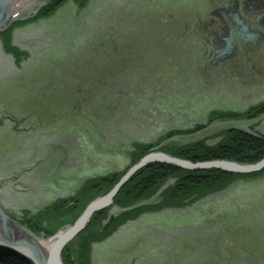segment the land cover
Instances as JSON below:
<instances>
[{"label": "rangeland", "instance_id": "374dc122", "mask_svg": "<svg viewBox=\"0 0 264 264\" xmlns=\"http://www.w3.org/2000/svg\"><path fill=\"white\" fill-rule=\"evenodd\" d=\"M42 1L16 0L20 9L0 28V112L4 109L9 115L23 117L27 114L24 106L29 99H37L36 93L54 92L52 87H41L43 78L50 81L53 76L50 67L60 74L67 69L72 72L76 63L78 69L97 75L98 69L105 67L100 61L112 56L110 60L119 64V58L127 54L130 58L114 67L115 74L102 73L98 86L93 87L96 92L87 95L94 102H104L100 105L111 117L98 119L96 108L80 106L73 109L72 117L63 115L61 122L49 127L14 130L13 123L3 120L0 177L19 172L22 176L15 187L9 180L0 184V204L15 220L24 211L36 214L55 199L70 196L87 178L123 171L132 163L134 142H154L168 130L205 125L211 110L243 112L249 105L264 100V68L260 74L253 70L247 74L248 65H244L246 73L239 77L226 69L219 70L222 65H203L199 30L186 27L190 14L208 10L210 0H86L82 6L67 0L51 15L10 27L11 22L28 16ZM8 40L24 51L17 64L4 46ZM174 41L183 46L187 42L195 48L175 59ZM38 64L44 66L42 77H23L21 81L12 77L35 72ZM164 80L166 84L158 82ZM81 96L84 104L89 101ZM107 99L113 102L106 103ZM28 104L33 106L34 102ZM22 123L20 127L30 125L27 118ZM61 125L65 135L70 132L68 137L73 136L74 156L68 152L64 161L72 164L58 172L50 169L45 179L33 180L35 186L33 182L27 184L31 176L22 170L37 157L46 161L52 155L56 159L61 157L58 151L40 155L35 148L47 134L57 135ZM207 125L199 132L178 136L174 142L200 135L211 137L231 126L264 134V114L254 119L214 117ZM24 144L31 146L29 151L22 149ZM81 197L83 203L91 196L83 193ZM253 208L259 210L252 214ZM263 209L264 170L237 177L223 190L205 195L192 205L163 208L127 220L105 239L94 242L90 255L75 264H264V214L254 215ZM76 212L54 217L51 214L47 222L61 229L72 222ZM224 223L235 230L247 226V237L239 239L224 231L214 235L215 230L223 229ZM194 248L198 250L193 253Z\"/></svg>", "mask_w": 264, "mask_h": 264}, {"label": "trees", "instance_id": "16d2710c", "mask_svg": "<svg viewBox=\"0 0 264 264\" xmlns=\"http://www.w3.org/2000/svg\"><path fill=\"white\" fill-rule=\"evenodd\" d=\"M65 1L67 0H44L35 10L29 13L28 16L20 17L11 22L10 27L19 26V24H27L41 17L51 15V13ZM75 1H77L80 6L84 5L86 2V0ZM8 43L9 40L4 46L8 51L12 52L13 57L16 59L15 63L17 64L20 62V58L23 57L24 51ZM90 101L92 100L88 102ZM88 106H90V104H88L87 107ZM90 108L92 109L93 107ZM262 114H264V101L248 106L243 112H236L234 110H211L207 124H209L214 117H219L220 119L224 117L228 119H232L233 117L254 119V117ZM207 124L204 125L199 123L186 130H168L159 135L154 142H134L133 149L131 150L133 158L130 165L135 163V160L145 155L147 152L153 151L156 146L166 153L184 159H191L192 161L225 158L242 163H253L263 157L264 134H253L245 128L235 126L222 128V130L215 132L211 137L200 135L189 137L188 140L178 143L174 142L178 136L199 132L201 129L208 127L209 125ZM129 166L124 168L123 171L113 170V172H106L102 173V175L87 178L81 184V187L75 193L70 194V196L55 199L53 202L49 203V205L41 208V211L36 214H30L29 211H24L20 217L16 218L26 230L32 232L36 237L48 236L59 228L55 227V224L49 225L47 222V218H49L51 214L53 215L51 217H54L55 215L70 214L73 210H78L73 217V222L82 212L83 207L94 197L102 195L114 186V183L124 174V171ZM260 171L256 170L254 172L240 173L218 169L216 167L186 169L161 161L148 163L135 170L134 174H132L115 193L112 204L104 207V209L93 212V215L89 218L90 220L82 231L64 246L61 252L63 264H75L78 263L79 259L89 256V249L94 242L102 241L105 237L112 234L118 226L126 223L127 220L136 219L140 214L159 211V209L163 208H181L183 206L192 205V202L199 200L205 195L223 190L226 186L231 184L235 178L250 176ZM83 193H90L91 197L81 203L83 198L81 196ZM112 209H115V211L111 212ZM258 210L253 208L250 212L253 214V212H257ZM262 211V213H255L254 215L264 214V209ZM6 212L15 219L12 214L8 211ZM43 222H46V224ZM72 222L70 224H72ZM230 227L231 225L228 226L225 224L223 229L219 231L215 230L214 235L223 233L224 231L225 234L228 232L233 234L236 238L239 237V239H244V236L247 237L248 234L244 235L247 226H240L236 230L230 229ZM201 232L200 235L203 234ZM74 243H76V247H72ZM203 243L201 242L202 246H204ZM197 250V248H194L192 251L194 253V251ZM0 264L32 263L26 257L16 253L8 247L5 248L0 246Z\"/></svg>", "mask_w": 264, "mask_h": 264}, {"label": "flooded vegetation", "instance_id": "af4514ba", "mask_svg": "<svg viewBox=\"0 0 264 264\" xmlns=\"http://www.w3.org/2000/svg\"><path fill=\"white\" fill-rule=\"evenodd\" d=\"M233 13L237 14L238 19H241V21L237 22L234 16H232ZM190 15L192 16V19L189 18L190 21L188 22V27H185L189 28V30H199L201 38L199 45L201 49H203L202 52L205 57L203 65L206 68L208 66L218 67L219 65H222L223 68L219 66V70L226 69L227 71H231L233 74L241 77L246 73L247 66L244 65H248L247 74H252L253 71L255 74H260L264 68V0H210V6L208 10L204 11L201 9L199 13L195 12L194 14L191 13ZM175 28L178 29V27ZM176 34L177 32L173 33L172 37ZM186 34H188L187 31L185 32L184 36ZM192 47L195 48V45ZM192 47H189L187 42L183 46L177 41H174L172 49L174 52L173 58L178 59L179 57L184 56L185 52L188 53V50H193ZM111 58L112 56L99 62V64H102L105 67L98 69L97 75L94 72L89 73L78 69V65L76 63H73V68H76L74 70L72 69V72L67 69V72H62L60 74L55 68L50 67L53 72V76H50V81L43 78L44 82L42 83L41 87H52L54 92H48L44 90V93H36V101L34 99H29L27 104L24 106L23 109L27 111V114H24L23 117L9 115L8 112H5L3 109L0 112V115L1 113H4L6 117L1 120L0 126L3 124L2 122L4 120L13 123L12 128L14 130H30L31 128L41 126L49 127L52 123L61 122L60 120L63 115L65 117H67V115L72 117L73 109H78L80 106H83L81 108H86L88 104H90V107L97 109L96 114L98 119L104 120L105 116L111 117L112 114H108L107 110H104L103 106L100 105H105L104 102H94L95 99L90 97V94L96 92L93 87L98 86V79L101 74H115L116 69H114V67L128 62L127 58H130V54L119 58L118 62L121 61L119 64L113 63L110 60ZM83 60L86 61L87 59L85 60V58H83ZM108 64L109 66H106ZM172 65H175V63ZM35 67L36 68L33 69L35 72H31L29 74H26L25 72L22 73L21 76L12 75V77L20 81L23 79V77H28L29 80L37 76L42 77L41 73L43 72L41 71L44 69V66L38 64V66ZM208 71L209 70H207V72ZM160 74L162 75V73ZM76 77L78 80L73 82L71 78ZM36 81L37 80L34 81L32 87L35 85ZM158 82H163L161 84H166L165 80ZM37 94L40 95L37 96ZM80 94H82L81 97H84V99L92 101L86 102L84 104L85 101L82 102L80 100ZM87 95L90 96L87 98ZM33 102V106H29L28 103ZM110 102H113V99H107L106 103ZM18 109L21 111L19 106ZM19 111L18 113H20ZM24 118H27L28 122H30L28 128L25 127V125L20 127V124L23 122ZM59 129L56 128V130L60 132H57V135L53 133L51 135L47 134L46 137L44 136V138L38 140L40 146H36L35 148L39 149L38 153L40 155L44 154L45 152L52 153L54 151H58L61 154V157L56 159V155H52V158H47V161L37 157L35 162L31 163L28 167H25L23 169L24 171L22 170L23 173L26 171L31 176V178H28L27 184L33 182L35 186L36 182L33 180L37 179V177L45 179L47 177V172L50 171V169L53 168L57 170L55 172H58L59 168H67L69 164H72L71 161H69V164L64 163V161L67 158L66 154H69L68 152L72 153V155L74 154L73 136L68 137L70 132L66 133L65 135L64 132H62V125L59 127ZM28 134H30L29 131L27 132V135ZM18 140L20 141V139ZM30 147V145L24 144L22 149L29 151L28 148ZM45 167L46 169H44ZM37 168L44 170L40 171L37 170ZM5 176H12V179L7 180H9L12 186L15 187L16 184L19 183L20 176H22V174L19 172L14 175Z\"/></svg>", "mask_w": 264, "mask_h": 264}, {"label": "water", "instance_id": "95a60500", "mask_svg": "<svg viewBox=\"0 0 264 264\" xmlns=\"http://www.w3.org/2000/svg\"><path fill=\"white\" fill-rule=\"evenodd\" d=\"M16 0H0V28L8 21V19L14 17L20 9V4L16 5ZM237 22L238 15H233ZM6 115L1 113L0 122ZM165 162L176 166H181L186 169H201L212 168L225 169L228 171H236L240 173L254 172L264 168V155L261 159L253 163H242L239 161H232L229 159L212 158V160L192 161L191 159H184L176 157L170 153H166L163 150L156 149L147 152L141 156L135 163L130 165L124 174L114 183L108 191L94 197L84 207L82 212L75 218L72 224L61 227L45 238L36 237L32 232L26 230V228L16 219L12 218L6 211L2 209L0 204V246L9 248L20 255H23L32 264H63L62 249L68 244L82 229L86 226L89 218L93 215V212L104 209L113 202L115 193L125 183V181L134 174L135 170L145 166L151 162ZM12 179V176L0 177V184L4 180ZM43 240L47 243L44 245L40 243Z\"/></svg>", "mask_w": 264, "mask_h": 264}, {"label": "bare ground", "instance_id": "6f19581e", "mask_svg": "<svg viewBox=\"0 0 264 264\" xmlns=\"http://www.w3.org/2000/svg\"><path fill=\"white\" fill-rule=\"evenodd\" d=\"M40 243L44 244V245H47L46 242H44L43 240H40Z\"/></svg>", "mask_w": 264, "mask_h": 264}]
</instances>
